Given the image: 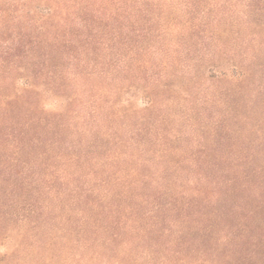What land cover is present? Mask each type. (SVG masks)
I'll return each mask as SVG.
<instances>
[{
	"label": "rangeland",
	"instance_id": "rangeland-1",
	"mask_svg": "<svg viewBox=\"0 0 264 264\" xmlns=\"http://www.w3.org/2000/svg\"><path fill=\"white\" fill-rule=\"evenodd\" d=\"M8 1L0 0V6ZM141 3L149 10L140 14L142 24L133 23V28L155 31L159 42L162 35L179 36L182 43L189 38L204 43L205 39L209 41L206 35L214 33L222 38L226 53L215 60L194 62L198 76L186 72L192 60L185 58L178 65L168 64L159 83L132 77L123 84H112V93L99 92L102 103L107 105L108 101L116 122L138 125L167 118L164 123L156 120L154 136L148 135L153 141L146 143L147 157L182 164L196 160L218 163L223 171L203 170L212 179L238 175L237 186L246 190H223L217 197L209 190L210 204L205 207L198 203L190 208L187 201L192 199L190 194L197 183L192 175L196 183H190L184 197L175 194L177 205L170 210L174 219L163 212L159 220L152 221L148 209L153 205H147L135 210L128 221L116 218L84 222L72 202L75 193L65 192L55 199V189L48 186L62 185L56 172L69 160H78V164L91 155L97 156L95 138L110 148L112 137L96 129L82 131V119L90 118L87 108L76 101L72 87L58 88L18 69L13 82L7 84L5 92L11 97L1 101L2 108L7 101L18 99L25 111L24 102L31 101L35 105L30 115L54 122L51 131L57 130L61 121L69 120L75 129L70 126L63 130L66 126H60L65 143L39 157L44 163L34 170L43 177L41 197L34 189L31 172L18 174L25 164L20 160L10 170L11 176L0 178V264H264V0ZM29 5L32 14L42 15L51 2L47 6L40 1ZM173 43L168 50L179 55L175 49L180 52L185 45L179 42L180 48ZM89 84L103 86L106 82L92 77ZM68 141L72 143L68 145ZM80 143L83 145L78 148ZM60 152L66 157L58 155ZM4 167L0 164V171ZM149 169L144 171L148 173ZM82 170L89 172V165H83ZM183 177L185 180L188 174ZM51 201L48 211L45 206Z\"/></svg>",
	"mask_w": 264,
	"mask_h": 264
},
{
	"label": "trees",
	"instance_id": "trees-1",
	"mask_svg": "<svg viewBox=\"0 0 264 264\" xmlns=\"http://www.w3.org/2000/svg\"><path fill=\"white\" fill-rule=\"evenodd\" d=\"M34 1L43 2L45 6L51 2V5L45 7L46 13L42 15L32 14L27 7ZM142 1L10 0L8 4L0 6V164L6 165L0 171V178L2 175L11 176L10 170L18 166L20 160L25 164L18 174L30 171L32 182L36 185L34 189L41 197L43 177L34 167L44 163L39 161L40 156L48 154L57 144L65 143L63 130H68L70 126L75 129V124L69 120L59 123L62 127L66 126L62 131L60 126L51 131L54 122L30 115L35 105L31 101L24 102L27 105L25 111L24 104L18 99L7 101L6 107L2 108L1 101L11 97L5 90H8L7 84L13 82L14 71L26 70L31 73L30 77L43 78L58 88L72 87L76 101L84 109L87 108L85 111L90 118L82 119V131L92 132L96 129L112 137L110 148L95 138L93 145L97 156L91 155L88 157L90 159L78 164V160H69L66 167L58 168L56 172L62 185L48 186L51 190L55 189V199L74 192L72 202L84 222L99 219L111 221L116 218H126L128 221L135 210L147 205H153L148 209L153 216L147 217L152 221L159 220L163 212H167L165 215L170 220L174 219L170 213V210L175 209L172 207L177 205L178 199L174 197L177 194L184 197L182 194L189 191L190 183L197 182L193 194H190L192 199L187 201L190 208L198 203L205 207L210 204L207 196L209 190L213 197L223 190H246L237 186L238 175L232 179H222V176L212 179L213 176L203 170L223 171L218 163L196 160L187 161L185 165L171 163V160L157 156L147 157L149 150L146 143L153 141V137L149 138L148 135L154 133L157 119L149 124L142 121L138 125L128 121L116 122V114L108 101L107 105L102 103L99 92L112 93V84H123L132 77L159 83L166 74V66L178 65L185 58L193 63L187 65L186 72L193 77L198 76L194 62L215 60L217 55L226 53L225 43L214 33L206 35L209 38L208 42L204 38L207 43L200 42V39L191 42V38L187 43H182L179 36L172 35V38L160 35L162 39L159 42L155 31L133 28V23L138 26L142 24L140 14L149 10L142 6ZM196 35L201 38L199 34ZM173 41L175 47L180 46L179 42L185 45L183 48L180 46V52L175 49L174 53L179 55L171 54L168 50ZM144 70L147 74L140 76ZM92 77H99L106 85L89 84ZM10 106L11 109L7 110ZM143 119L148 118L144 116ZM157 121L164 123L168 120L162 117ZM66 143L69 145L72 142ZM82 145L80 143L78 148ZM39 148L42 150L39 151ZM97 150L102 153L101 156ZM58 155L66 157L65 152ZM85 164L89 165V172L82 170ZM231 164H228V168H231ZM147 168L152 173L149 170L146 173L144 170ZM183 174H188L185 180ZM192 175L196 182L192 180ZM53 202L44 205L49 208L48 211ZM238 207H242V204Z\"/></svg>",
	"mask_w": 264,
	"mask_h": 264
}]
</instances>
